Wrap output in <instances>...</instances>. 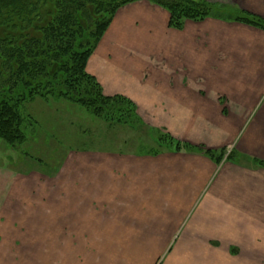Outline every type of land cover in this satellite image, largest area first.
Wrapping results in <instances>:
<instances>
[{
	"label": "crops",
	"instance_id": "0c3cea01",
	"mask_svg": "<svg viewBox=\"0 0 264 264\" xmlns=\"http://www.w3.org/2000/svg\"><path fill=\"white\" fill-rule=\"evenodd\" d=\"M210 1L264 19V0ZM169 17L147 1L120 10L87 73L147 125L264 162V30L229 17L179 31ZM76 153L58 183L1 191L0 264H264V168Z\"/></svg>",
	"mask_w": 264,
	"mask_h": 264
},
{
	"label": "trees",
	"instance_id": "16d2710c",
	"mask_svg": "<svg viewBox=\"0 0 264 264\" xmlns=\"http://www.w3.org/2000/svg\"><path fill=\"white\" fill-rule=\"evenodd\" d=\"M136 1L0 0V140L21 152V147L30 143L28 128L33 122L24 105L36 99L67 100L102 120L114 136L117 127L132 133L124 143L139 148L140 152L133 154L199 152L217 165L223 161L240 165L243 160L264 168L263 161L237 151L227 155V149L193 147L147 125L133 101L104 95L101 85L87 73L88 60L116 11ZM148 1L168 11L169 27L179 31L187 20L226 18L224 7L206 0ZM230 14L231 21L264 30L262 17L246 11ZM24 153L22 150L21 155Z\"/></svg>",
	"mask_w": 264,
	"mask_h": 264
},
{
	"label": "rangeland",
	"instance_id": "374dc122",
	"mask_svg": "<svg viewBox=\"0 0 264 264\" xmlns=\"http://www.w3.org/2000/svg\"><path fill=\"white\" fill-rule=\"evenodd\" d=\"M140 1L149 2L139 0L121 7L116 11L111 24L120 10ZM206 1L220 6L210 0ZM222 7L226 9L222 15L229 18L232 8ZM166 12L169 14L168 11ZM187 22L193 21L187 20L185 24ZM24 108L25 113L33 121L28 128V133L31 134L30 143L23 145L20 152L17 148H12L0 140V202L1 191L6 188H15V186L40 188L58 183L59 181L55 182L54 178L60 166L69 155H76L79 150L88 148L102 153L133 152L137 154L140 152L139 148L124 143V140L132 136L128 130L117 127L114 130L116 133L114 136L102 120L93 118L85 109L67 100L36 99L24 105ZM22 150L26 152L23 155H21ZM232 151H235L232 147L227 149V153ZM224 163L225 161L218 166ZM3 215L4 209L0 206V222L3 221Z\"/></svg>",
	"mask_w": 264,
	"mask_h": 264
}]
</instances>
